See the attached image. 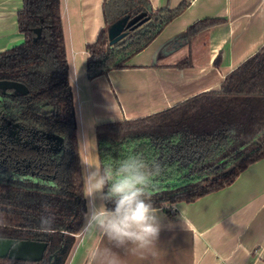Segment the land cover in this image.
Wrapping results in <instances>:
<instances>
[{"label":"trees","instance_id":"trees-1","mask_svg":"<svg viewBox=\"0 0 264 264\" xmlns=\"http://www.w3.org/2000/svg\"><path fill=\"white\" fill-rule=\"evenodd\" d=\"M187 7V2L175 9H153L150 0H104L105 27L95 42L86 45L89 78L132 68L129 61ZM123 20L127 21L125 37L110 43L109 29ZM132 21L135 25L128 26ZM225 22L199 20L188 28L184 39L190 42L202 31ZM18 29L24 42L0 52V81L20 83L27 92L0 88V129L22 130L23 140L42 145L46 153L24 150L22 143L14 155L0 152V162L7 157L8 162H48L42 172L55 174V178L51 183L0 174V239L48 243L40 262L0 258V264H66L81 233L85 202L59 0H23ZM175 67H191V59ZM47 134L64 139L61 157L56 158L44 143ZM96 135L102 160L138 151L159 163L160 172L148 195L174 217V205L194 202L230 186L264 158V45L229 73L218 90L142 119L99 125ZM46 215L52 216L49 224L41 221Z\"/></svg>","mask_w":264,"mask_h":264},{"label":"crops","instance_id":"crops-1","mask_svg":"<svg viewBox=\"0 0 264 264\" xmlns=\"http://www.w3.org/2000/svg\"><path fill=\"white\" fill-rule=\"evenodd\" d=\"M150 2L153 9H175L182 2L188 7L129 61L132 68L90 79L87 68L81 72L79 66L87 64L86 45L95 42L105 27L104 0H59L73 106L81 130L85 134L92 128L97 142L99 125L142 119L218 90L229 73L264 45V0ZM22 8L23 0H0V52L24 42L18 29ZM206 18L226 22L190 42L184 39L189 27ZM187 58L191 67H175ZM86 154L83 150L82 162ZM172 211L177 212L174 217L163 210L161 231L151 252L133 253L113 247L98 234L80 233L68 264H106L111 258L118 264H264V158L230 186L191 203H178ZM87 242L89 251L81 256L79 251ZM106 249H111V255Z\"/></svg>","mask_w":264,"mask_h":264},{"label":"clouds","instance_id":"clouds-1","mask_svg":"<svg viewBox=\"0 0 264 264\" xmlns=\"http://www.w3.org/2000/svg\"><path fill=\"white\" fill-rule=\"evenodd\" d=\"M159 172V163L138 151L119 159L83 161L80 175L85 213L81 234H98L113 247L133 253L151 252L161 231L163 209L154 204L148 189ZM44 211L48 212L47 206ZM41 221L49 224L52 216H42ZM105 252L111 255V249ZM106 264L118 261L111 258Z\"/></svg>","mask_w":264,"mask_h":264},{"label":"flooded vegetation","instance_id":"flooded-vegetation-1","mask_svg":"<svg viewBox=\"0 0 264 264\" xmlns=\"http://www.w3.org/2000/svg\"><path fill=\"white\" fill-rule=\"evenodd\" d=\"M135 25V23H134ZM13 82V81H12ZM22 130L13 131L8 130L7 132L0 129V152L2 156L6 155H14L13 151H16L18 146L23 143L24 150H34L38 153H46V149L41 147L38 143L29 142L27 140H23V134L21 133ZM6 135V136H4ZM48 135H55V134H47L45 136L44 143L48 145L49 151L53 153L56 158L61 157V152L63 150V146H59L55 143L51 138H48ZM17 137V138H16ZM51 140V142L49 141ZM25 141V142H24ZM42 141V140H41ZM41 144V143H40ZM28 145V147H27ZM64 145V144H63ZM7 152V153H6ZM8 157L4 158L0 162V174H4L10 176L11 178H33L40 180L42 182H53L55 178V174H45L42 172V168L48 166V162L44 164L43 162L37 163V161H29V160H11L8 162Z\"/></svg>","mask_w":264,"mask_h":264},{"label":"water","instance_id":"water-1","mask_svg":"<svg viewBox=\"0 0 264 264\" xmlns=\"http://www.w3.org/2000/svg\"><path fill=\"white\" fill-rule=\"evenodd\" d=\"M126 20L120 21L109 29L110 43H118L125 37L123 33ZM132 21L128 26L134 25ZM0 88L12 89L16 92H27L26 86L12 81H0ZM59 146H63L64 139L59 135H48ZM48 248V243L39 241H14L7 239H0V258H9L17 261L40 262L43 260L45 252Z\"/></svg>","mask_w":264,"mask_h":264},{"label":"rangeland","instance_id":"rangeland-1","mask_svg":"<svg viewBox=\"0 0 264 264\" xmlns=\"http://www.w3.org/2000/svg\"><path fill=\"white\" fill-rule=\"evenodd\" d=\"M78 62H80V59L78 60ZM86 65L87 64L85 62H83V64L81 63V65L79 66V70H81V72H86V68H87ZM72 87L74 89V85H72ZM74 111L76 113L75 106H74ZM78 119H79V117H78V114L76 113V129H77V132H78L77 134L79 135L78 137L80 138V147H81V151H82L81 155H83V150H84V153L86 154V146H87L88 155L86 154L87 156L85 158V161H90V162H92V161H96V162L102 161V158L100 159L101 153L99 151L100 150L99 149V145H98V142L95 139V132H93L92 128H90L89 132L86 131L85 134H84V132L81 130L80 122H79ZM84 146H85V148H84ZM83 160H84V156H83ZM78 236L76 237V239H78ZM89 244H90V242H87V247L84 245L83 249H81V251H79V253L82 254L81 256H83V255L86 256V254L89 251V247L91 246ZM72 255H73V251H71L69 253L67 261L65 262L66 264L69 263Z\"/></svg>","mask_w":264,"mask_h":264}]
</instances>
